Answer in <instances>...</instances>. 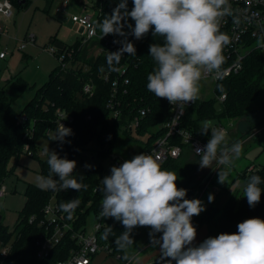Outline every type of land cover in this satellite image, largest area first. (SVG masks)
Masks as SVG:
<instances>
[{"label":"trees","instance_id":"obj_1","mask_svg":"<svg viewBox=\"0 0 264 264\" xmlns=\"http://www.w3.org/2000/svg\"><path fill=\"white\" fill-rule=\"evenodd\" d=\"M19 1L23 0H15L14 5L21 8L28 7L32 2V0H25V4L21 5ZM46 1L48 11L57 0ZM90 2L96 11H100L96 18L98 37L89 43L82 44L81 39L72 45L77 49L72 68L62 71L58 64L50 74L48 82L40 87L36 96L20 110L15 107V102L23 96L29 83L24 78L15 76L10 79L7 87H0V188L4 179L13 173V170L8 168L10 159L18 158L24 152L28 154L25 150L26 145L33 152L32 156L40 159L36 142L42 137L48 138L47 131L56 132V111L59 108L66 110L73 117V121L67 126L72 134L66 137L63 143L55 142L56 153L60 158L76 161L74 175L77 171V161L93 141L101 146L99 156H111L118 144L120 134L131 137L132 132L136 130L139 136H148L138 153L141 154L150 150L153 143L166 134L165 124L171 115L169 103L166 99L157 98L146 87L147 76L155 67L153 58L149 56L150 45L162 44L163 39L155 38L150 31L144 38L137 40L130 34V30L127 40L134 44L136 56H128L125 53L119 64L114 65L115 68L125 69L124 74L110 69L106 59L108 52H116L122 44L114 45L108 42L111 41L109 38H114L112 35L102 38L98 25L105 16L112 14L119 3L113 0H90ZM129 23L134 27L135 22L131 18ZM94 50L95 52L92 53ZM106 76H108L107 80ZM125 80L129 82L126 84ZM87 81H92L95 85V93L92 96L83 94L82 87ZM114 81H118L116 101L121 111L120 119L115 121L111 120L112 116L108 108ZM263 81L264 52L255 50L244 60V67L240 73L216 83L214 97L198 98L196 103L186 110L181 129L200 136L197 130L202 129L207 121L246 117L249 108L260 96ZM223 94H226V99L221 103L222 110L217 112L215 104L219 102L218 97ZM142 110H148L145 117L141 116ZM23 116L26 120L21 122ZM137 118L139 126L131 130L130 125ZM31 129H34L32 138L27 135ZM208 132L211 131L208 130ZM172 142L182 144L180 138H175ZM259 142L264 147V137L259 138ZM184 148L189 147L184 146ZM47 159L48 157L40 159V174L45 176L49 173ZM175 161L169 160L162 166L165 169H172ZM110 169L103 163L92 166L84 176L77 178L78 180L82 178V183L87 185L79 192L72 189L61 192L45 191L36 185L28 184L25 190L26 202L13 231L3 224L1 215L0 242L3 246L12 243L9 254L0 259V264H56L65 260L75 245L70 236L53 248L47 258L39 257L38 243L48 227L44 212L49 202L54 200L59 208L61 202L74 198H78L80 204L70 218L68 214L59 210L65 221L72 223L76 229L86 228L87 218L93 213L99 221L104 223L100 232L101 241L112 243L116 251L124 254V251L118 250L115 244L116 239L125 230L124 226L113 218L100 215L103 193L99 189L103 187L101 180L111 174ZM252 175L261 177L260 187L264 190V165L258 169L255 168L249 174H244L243 178L248 181ZM32 217L34 221L30 222ZM255 217L264 219V193L254 208L248 205L244 195L238 198L233 195L223 208L213 204L200 215L194 216L192 223L197 232L203 227L207 228V234L199 242L200 244L208 237H215L221 233H235L239 223ZM108 226H111L112 230L105 236ZM158 235L157 233L156 236ZM160 261L159 256L157 262ZM172 264H175V261Z\"/></svg>","mask_w":264,"mask_h":264},{"label":"clouds","instance_id":"obj_2","mask_svg":"<svg viewBox=\"0 0 264 264\" xmlns=\"http://www.w3.org/2000/svg\"><path fill=\"white\" fill-rule=\"evenodd\" d=\"M128 0H120L110 16H105L98 27L102 38L108 35L125 37L122 47L108 52L107 65L116 71L124 54L136 56V48L127 40L129 33L135 39L144 38L150 31L161 37L162 44L153 43L149 56L155 67L147 76V90L159 99L167 101L183 113L189 103L199 98V81L204 74H220L224 63L223 49L230 44L227 34L220 31V21L232 15L229 0H132L131 11ZM128 18L134 21L127 23ZM116 42V41H114ZM211 130V138L203 147H196L201 168H212L213 162L230 167L242 153L239 141L226 142L227 132L214 128L211 122L204 123L201 134ZM72 131L62 123L51 140L65 142ZM48 157L47 176L38 175L36 184L41 190L61 192L80 191L87 187L82 178L74 175L76 161L60 158L55 151L44 148ZM86 167H91L86 165ZM99 189L103 193L100 215L113 218L124 226L116 239L118 250L125 252L134 243L131 233L136 227H149L150 243L159 246L160 259L166 264H264V219L249 218L237 225L235 233H221L208 237L198 246H193L197 229L192 223L194 216L205 211L200 199H187V190L177 186V175L163 168L158 154L141 153L120 166H112ZM58 178V179H57ZM228 172L220 170L218 182L226 183ZM262 179L252 175L244 187V197L254 208L264 190ZM208 201H214L209 194ZM78 198L59 204V210L69 218L79 206ZM108 226L105 236L111 232ZM162 233L157 239L156 234ZM127 260L128 256L124 255Z\"/></svg>","mask_w":264,"mask_h":264},{"label":"rangeland","instance_id":"obj_3","mask_svg":"<svg viewBox=\"0 0 264 264\" xmlns=\"http://www.w3.org/2000/svg\"><path fill=\"white\" fill-rule=\"evenodd\" d=\"M90 2V0H88ZM92 3V2H90ZM61 5V1H55L49 10H46V0H32L26 8L14 6V17L11 21L2 22L8 30V35L0 37V53L6 54L5 59L0 58V87H7L10 79L15 76L24 78L29 87L23 96L15 102V107L20 110L31 101L37 93V90L46 84L50 78V74L58 66V60L54 55L47 51L49 45H60L69 41H75L80 37V33L74 30L72 15H80L83 12L84 6L76 0H72L67 9V12L56 13L55 9ZM128 18L127 23H129ZM124 31H130L125 26ZM34 36V41H28ZM119 43L125 37L112 35ZM122 44V43H120ZM22 45H25L24 49ZM95 50L92 52L94 53ZM215 83L212 80L199 81V98L210 99L215 96ZM264 114V81L261 84L260 96L256 99L253 105L249 108L248 114L244 118L229 119L225 118L219 121L214 119L211 126L222 125L227 132L226 142L231 144L239 141L242 145V153L239 159H235L230 167L225 168L224 165H219L213 162L212 168H201L199 166L200 158L194 156L192 151L187 148L182 156L175 161L172 169L177 175V186L187 190V199H200L205 207V210L213 204L223 208L228 200L235 195H244V187L247 183L244 174H249L255 168L258 169L264 165V152L261 155V145L255 143L253 139L264 137V119L262 123L255 127L251 125L249 119L254 116ZM242 125L240 128L239 125ZM155 129V128H154ZM257 129V131H255ZM201 128L197 130L202 138L208 142L211 138V132L201 134ZM211 131V130H209ZM55 132H52L50 137H42L36 142L37 153L41 160L47 158L44 155V148L48 146L49 151L57 152L56 141L51 140ZM148 136H139L136 130L132 132V136L120 134L118 144L113 157H117L120 164L125 160L138 155L143 148ZM101 146L93 141L88 148L83 152L81 158L77 161V171L75 176L78 178L84 176L95 164L103 163L106 168H111L113 159L111 156H99ZM40 159L33 157L25 152L18 158L10 159L8 168L13 170L11 176L6 177L3 182V187L6 188V195L0 199V215L3 217V224L14 230L18 221L19 214L24 208L26 202L25 190L28 184L36 185V177L41 175ZM90 165L91 167H86ZM220 170L228 172L226 183L218 182V173ZM212 194L214 201L209 202L208 196ZM238 195V196H237ZM98 223V219L93 213L89 214L86 223V231L91 233L94 226ZM149 227H136L131 233L134 241L133 245L127 249L124 254L128 256L127 260L133 259V264H146L152 262L155 264H166V261L157 262L160 256L159 246L153 247L150 243ZM157 239L162 235L158 233ZM207 234V228L203 227L197 232L193 246L199 244L203 237ZM13 240V239H12ZM8 243V247H11ZM110 245H113L110 243ZM5 246L0 242V252ZM94 264H119L112 256L105 252H100L93 257Z\"/></svg>","mask_w":264,"mask_h":264},{"label":"built area","instance_id":"obj_4","mask_svg":"<svg viewBox=\"0 0 264 264\" xmlns=\"http://www.w3.org/2000/svg\"><path fill=\"white\" fill-rule=\"evenodd\" d=\"M14 1L15 0H0V37L8 35L7 28L4 27L2 22L11 21L14 17ZM61 5L55 9V12L60 14L67 12V9L72 0H60ZM81 3L84 8L80 15H72V22L76 23L84 28V35L82 38V44L89 43L91 40L98 37V28L96 18L100 14V11H96L92 3L88 0H76ZM229 4L232 9V15L225 16L220 21V31L227 34L230 38V44L223 49L224 63L221 65L220 74L217 76L213 74H204L200 80H212L215 85L217 82L224 80L232 75L238 74L243 70L244 60L246 57L255 50L264 52V0H229ZM35 37L32 36L28 41H34ZM108 41L114 45H121L115 38H109ZM116 41V42H114ZM25 45H22L21 49H24ZM47 51L54 55L61 67L62 71H67L73 67L77 49L72 46L59 47L58 45L47 46ZM0 58L5 59L6 54L1 52ZM116 72L122 74L125 73V69L117 68ZM106 75V74H105ZM108 76H106V80ZM129 81L125 80L127 84ZM118 81L113 83V92L111 99L108 103V108L111 112L112 119L118 120L121 116V111L117 106ZM82 91L84 95L92 96L95 93V85L92 81H87L83 84ZM219 102L222 103L226 99V94L218 97ZM167 100V99H166ZM197 100L193 103L186 105L183 113H180L179 109L175 106H170V119L165 124L166 134L157 139L150 150H147L145 154H158L161 164H165L169 160H177L184 153V146H188L194 156L200 158L195 154V148H203L207 142L200 136L181 129L182 118L184 117L186 110L192 107ZM148 110H142L141 116L145 117ZM56 123L57 128L62 123L65 127L73 121V117L64 109H57L56 111ZM90 119V117H89ZM26 117L21 118V122H24ZM139 126V119L137 118L130 125L131 130L136 129ZM214 128H223L220 124ZM225 130V129H224ZM226 131V130H225ZM52 131H47V136H51ZM30 138L34 136V129H31L27 134ZM180 138L182 144L173 143L172 140ZM25 150L28 154L33 155V152L29 149V146H25ZM112 166H120V162L117 157H113ZM6 195V188L1 186L0 199ZM45 219L48 223L46 232L38 243L39 257H49L53 248L61 244L68 236L74 240L75 245L70 251L68 257L65 260L59 261L56 264H94L93 257L100 252L114 257L119 263L133 264L134 260L123 259L124 254L116 251L110 243H103L100 239V232L104 227V223L98 220V223L94 226L91 233L86 231L87 228L76 229L72 223L66 222L64 216L59 212V208L51 200L45 207ZM34 221V217L30 222ZM10 247L5 246L0 252V259L6 257L9 254ZM146 264H154L147 262Z\"/></svg>","mask_w":264,"mask_h":264},{"label":"crops","instance_id":"obj_5","mask_svg":"<svg viewBox=\"0 0 264 264\" xmlns=\"http://www.w3.org/2000/svg\"><path fill=\"white\" fill-rule=\"evenodd\" d=\"M113 1H116V2H118V3L120 2V0H113ZM132 7H133L132 0H128V4H127L128 11H131ZM74 30H76L78 33H80V34H79L80 37L77 38V40H75V41H69V42H66V43L60 44V45H58L59 47H64V46L73 45L74 43L80 41V40L83 38V35H84V28H83L82 26H80V25L74 23ZM263 119H264V114L259 115V117H258V116H254L252 119H249V121H247V122H249L251 125H255V127H257V126L260 124V122L262 123V120H263ZM239 127L241 128L242 125L240 124ZM255 131H257V129H255ZM253 141H254L255 143H259V144L261 145V148H262V149H261V152L259 153V155H261L262 152H263V149H264L263 144H261V143L259 142V139H253ZM205 228H206V227H205ZM201 229H202V228H201ZM201 229H200V230H201Z\"/></svg>","mask_w":264,"mask_h":264},{"label":"water","instance_id":"obj_6","mask_svg":"<svg viewBox=\"0 0 264 264\" xmlns=\"http://www.w3.org/2000/svg\"><path fill=\"white\" fill-rule=\"evenodd\" d=\"M25 0H23V1H19V4H21V5H23V4H25ZM215 108H216V111L217 112H220L221 110H222V105H221V103L220 102H218V103H216L215 104ZM0 220H1V215H0Z\"/></svg>","mask_w":264,"mask_h":264}]
</instances>
